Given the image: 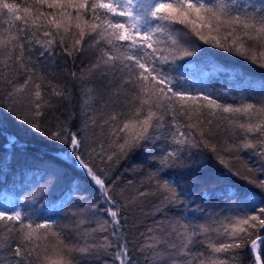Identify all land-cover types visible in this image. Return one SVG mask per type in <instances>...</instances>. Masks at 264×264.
I'll return each mask as SVG.
<instances>
[{
	"label": "snow or ice",
	"instance_id": "1",
	"mask_svg": "<svg viewBox=\"0 0 264 264\" xmlns=\"http://www.w3.org/2000/svg\"><path fill=\"white\" fill-rule=\"evenodd\" d=\"M212 49L264 69V0H0V125L12 117L56 152L37 157L30 212L0 202V264H243L245 250L264 264V80L224 102L206 86L224 71ZM14 146L8 135L0 183ZM137 154L159 201L140 243L136 199L100 167Z\"/></svg>",
	"mask_w": 264,
	"mask_h": 264
},
{
	"label": "trees",
	"instance_id": "2",
	"mask_svg": "<svg viewBox=\"0 0 264 264\" xmlns=\"http://www.w3.org/2000/svg\"><path fill=\"white\" fill-rule=\"evenodd\" d=\"M212 51L221 53L213 59V64L224 69V71L215 72L208 76L206 78V86L217 92H230L231 96L224 102L230 103L232 102V98L238 99L241 95H249V93L243 92V86L247 80L256 83L264 80V69L254 66L249 61L236 57L231 53L223 52L220 49H212ZM211 67L212 66L205 68L204 71L210 72ZM70 70L79 71V69ZM52 71H57V69H52ZM88 87L95 90L94 96L96 99H101L103 97L105 90L101 84H90ZM193 87H199V85L194 84ZM251 95L258 96L260 93H251ZM81 104L82 99L80 96L75 95L74 90L69 107L78 114ZM3 116H7V113H4ZM2 118L3 117H0V119ZM8 135H15L20 146H14L12 152L8 154L10 163L4 167V172L8 175V179L5 183H0V202L7 198L13 201L16 207L30 212L32 209L28 205L31 201L26 198L35 194L34 188L30 185L35 183L33 171L35 166L40 163L37 157L43 156V158L47 160L55 156L56 152L51 146L52 142L35 134L32 129L20 124L14 118L8 117L7 119H3V124L0 125V160H3L5 156L4 145ZM94 147H98V145H94ZM241 156L243 160L248 162L250 167L258 166L259 161L251 156L250 150L242 151ZM209 164L213 170L220 167L214 160H209ZM61 166L68 168L72 174L81 175L72 170L70 165ZM234 166L241 171L244 170V164L240 161H234ZM100 167H103L110 175H117L119 177L117 184L114 185V191L117 194L121 195L123 198L136 199L138 208L134 215L129 216L130 223L128 227L133 228L135 242L140 243L144 238L139 234L146 233L147 229L153 227L154 221L158 219L155 216V206L159 201L155 194V188L149 183L147 175L152 165L147 162L142 154H137L133 155L127 161H121L118 167L115 164L100 165ZM81 178L83 179L82 175ZM84 183L87 185L86 180H84ZM241 183H243V181H241ZM192 187L196 189L197 193L204 190V188L196 184H193ZM87 189L92 191L90 185H87ZM141 192L145 193L142 197L139 195ZM45 203L46 200H40L36 207L40 208V206L45 205ZM197 203L204 205L206 208L212 207L211 203H205V201H197ZM213 203L217 202L213 201ZM133 221L134 224L132 223ZM2 228L3 225H0V229ZM129 248L132 249L133 246L129 244ZM133 251L135 250L133 249ZM105 259H108L109 264H114L112 258L105 257ZM242 259L243 264H251V256L247 254V250H245Z\"/></svg>",
	"mask_w": 264,
	"mask_h": 264
}]
</instances>
